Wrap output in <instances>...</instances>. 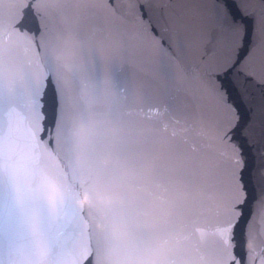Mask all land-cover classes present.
<instances>
[{
    "label": "water",
    "instance_id": "1",
    "mask_svg": "<svg viewBox=\"0 0 264 264\" xmlns=\"http://www.w3.org/2000/svg\"><path fill=\"white\" fill-rule=\"evenodd\" d=\"M45 54L53 74L37 121L23 70L38 82ZM0 62L5 93L18 84L25 124L43 129L50 172L72 179L60 114L78 126L84 106L105 159L122 157L133 225L167 223L174 264H264V0H0ZM73 69L97 72L102 94L83 97ZM74 204L80 215L53 232L92 249L82 264H116L98 244L106 202Z\"/></svg>",
    "mask_w": 264,
    "mask_h": 264
},
{
    "label": "snow or ice",
    "instance_id": "2",
    "mask_svg": "<svg viewBox=\"0 0 264 264\" xmlns=\"http://www.w3.org/2000/svg\"><path fill=\"white\" fill-rule=\"evenodd\" d=\"M92 60L95 62L94 53ZM6 71L0 62V78ZM52 74L48 54L38 82H33L30 70H23L24 87L37 121L41 119L43 81ZM72 83L83 97L98 98L102 94L103 84L95 71L81 77L73 69ZM28 107L18 84L14 83L8 94L0 84V264H82L88 260L92 255L90 247L81 254L70 246L69 233L52 230L54 223L80 215L74 202L81 196L90 204L98 199L105 201L112 213L98 244L107 254L119 256L116 264H143L145 257L153 256L152 264H174L168 258L167 245L176 237L167 223L157 224L154 230L133 225L140 204L120 175L122 157L117 155L115 162L105 159L88 109L81 107L78 126L69 127L63 110L60 114V132L68 157L66 168L72 173L69 179L67 171L63 175L49 171L40 147L43 129L25 124ZM110 115L119 119L115 106ZM226 231L227 228L218 230L220 234Z\"/></svg>",
    "mask_w": 264,
    "mask_h": 264
}]
</instances>
